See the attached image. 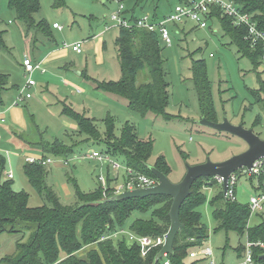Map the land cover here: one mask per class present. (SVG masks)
<instances>
[{
  "label": "rangeland",
  "instance_id": "1",
  "mask_svg": "<svg viewBox=\"0 0 264 264\" xmlns=\"http://www.w3.org/2000/svg\"><path fill=\"white\" fill-rule=\"evenodd\" d=\"M181 0H149L141 10H137L136 18L144 15L158 20L166 17L176 5H187ZM227 1V0H225ZM39 0V11L34 15L35 21H45L54 38V46L61 51L59 56L67 58L71 64L81 68L83 77L74 76L68 83L66 79L56 78L47 92L26 91L37 96L45 95L48 103L38 102L32 98V104H20L18 109L24 112V120L29 129L22 138L27 143L39 140L53 142L62 141L73 147L74 151L66 158L45 154L52 164L47 166L46 184L59 196L61 203L70 205L75 202L72 185L68 177L74 179L78 188L84 193H90L98 183L106 184L108 163L96 162L90 158L91 151L105 155L103 143L86 140L79 135L75 122L63 112V106H69L75 112L95 118L101 135L105 131L103 120L109 117L113 122V133L119 136L123 125L127 122L135 127L139 139H150L153 143L152 154L148 165H152L158 156H162L170 168L168 179L178 182L185 173L186 165L203 163L206 159L212 162H222L233 155L243 152L246 144L231 135L218 133L215 130L198 124L201 119L198 98L191 81L190 62L192 59L205 61L207 78L210 84L211 101L217 121L226 118L231 124H242L244 128L253 132L264 140V102L256 103L251 92L260 89V80L264 81V73L260 67H255L248 58L241 56L236 47L230 44L224 36L217 21L209 22L206 29L198 28L195 23L185 19L179 25L168 24L171 31V45L163 46L162 57L165 61L167 82L169 84V99L164 114L141 116L128 107L127 101L119 96L92 87L93 81H118L119 66L116 60L114 39L119 27L110 21V15L116 10L114 0ZM124 6L127 7L125 1ZM56 22L62 31L53 30L51 25ZM108 25L107 34L98 35L97 24ZM55 24V23H54ZM102 24V27H104ZM101 27V26H100ZM0 38L3 47L0 48V74L7 76L12 98L16 97V87H23L27 80L21 64L28 49L47 38L36 30L28 29L23 22L16 18L9 9L8 0H0ZM79 41V42H78ZM78 42L83 54L74 56L66 46ZM211 55V56H210ZM57 56V55H56ZM42 68V67H41ZM30 79L35 80L39 88L44 84L42 79L34 74ZM34 74V75H33ZM38 79V80H36ZM90 79V80H88ZM79 90V91H78ZM78 91V92H77ZM25 92V93H26ZM24 95V94H23ZM259 96L264 97L262 92ZM35 103V104H34ZM165 114L171 118H165ZM12 125L8 122L0 124V156L6 161L4 172H10L12 188L24 191L28 195V206L38 207L45 203L44 199L28 183L23 168L28 156L42 157V152L29 144H20L10 131ZM15 132L17 128L13 127ZM107 157L120 164L115 187H119L127 177L123 157L120 155ZM3 172V173H4ZM208 180V183H211ZM216 186H218L215 183ZM220 188V186H218ZM216 190V189H215ZM214 188L205 190L207 200L199 208L202 223L208 229V239L201 248L211 251L210 259L214 264H237L238 258L235 248L239 244L245 245V238L235 233L214 232L215 222L209 200L214 195ZM255 191L250 187L247 177L239 179L235 189V200L246 205ZM147 216L133 213L126 222L124 234L112 235L117 239L128 236V225L131 220ZM264 220V211L250 216L248 226L252 227ZM22 234L0 235V259L11 255L15 250L16 241ZM201 248L194 249V252ZM63 256V254H61ZM201 254L196 258H186L185 262L193 261L197 264H207Z\"/></svg>",
  "mask_w": 264,
  "mask_h": 264
},
{
  "label": "trees",
  "instance_id": "2",
  "mask_svg": "<svg viewBox=\"0 0 264 264\" xmlns=\"http://www.w3.org/2000/svg\"><path fill=\"white\" fill-rule=\"evenodd\" d=\"M127 8L125 16L129 21H136V12L141 10L149 0H124ZM238 5L242 12L252 15L261 29H264V0H229ZM182 3H188L181 0ZM62 4L57 0L56 5ZM8 7L26 28L51 38V30L45 21H35L34 15L39 11V0H8ZM158 20L154 14L152 17ZM164 18V17H163ZM210 22L217 21L223 35L237 52L259 67L260 53L253 52L245 42L244 29L232 25L231 19L223 15L218 7H211ZM3 47L0 38V48ZM116 58L119 65L118 81H93L95 89L124 98L130 110L141 116L164 114L169 99V84L165 61L162 57V43L157 32L131 27L119 28L115 39ZM194 54V53H193ZM190 62L191 81L198 98L201 115L207 120L218 122L215 116L210 84L207 78L205 61L192 59ZM7 76L0 74V94L6 90ZM260 89L251 92L256 103H263L264 81L259 82ZM62 112L70 117L76 125L79 135L86 140L105 145L104 153L111 156L120 155L127 168L133 172L155 178L148 168V159L152 154L153 143L150 139H139L135 127L125 123L119 136L113 133V122L106 117L103 135L97 128V121L85 114L75 112L64 105ZM165 118H171L165 114ZM227 135V134H226ZM228 136V135H227ZM24 140V139H23ZM24 143L39 149L42 157L51 154L66 158L74 149L62 141ZM6 161L0 156V235L22 234L15 243L11 255L0 259V264H154L159 248L151 249L141 256L139 245L122 235L117 239L112 235L125 228L133 213L139 216L128 225L129 233L138 237H158L169 228L168 211L172 199L165 195H151L145 198H131L120 202L100 201L113 195L111 187L113 178L106 179L105 188L98 183L90 193L82 192L74 179L68 177L72 185L75 202L70 205L61 203L57 193L46 184L47 167L37 163H26L23 172L30 186L43 197L45 203L38 207L28 206V195L24 191H15L10 179L3 175ZM168 177L170 168L162 156H158L151 165ZM211 178H200L192 185L189 196L180 207L179 219L183 227L179 229L173 242V253L166 259L169 264H197L185 262L189 254L203 247L208 239V229L202 223L199 208L206 202V187L214 188V195L209 200L214 232L235 233L250 242H264V220L255 226H248L250 212L247 204L226 200L221 187ZM243 244L235 248L238 260L241 259ZM254 262L264 264V249L252 248ZM63 254V256H61ZM161 259L157 264H162Z\"/></svg>",
  "mask_w": 264,
  "mask_h": 264
},
{
  "label": "built area",
  "instance_id": "3",
  "mask_svg": "<svg viewBox=\"0 0 264 264\" xmlns=\"http://www.w3.org/2000/svg\"><path fill=\"white\" fill-rule=\"evenodd\" d=\"M124 0H114L116 4V10L111 13L110 21L114 22L119 28H141L151 32H157L159 35L160 42L163 46L171 45V31L168 24L179 25L185 22V19L195 23V25L200 29H206L208 23L210 22V12L211 7H218L223 15L231 19L232 25L236 28L244 29V40L249 45V48L253 52H259V67L260 73H264V29L258 26V23L252 18V15L242 12L241 8L232 1L225 0H192L187 5H176L173 11H171L162 20H155L147 15H144L136 21L131 22L125 16V6ZM54 29L61 30L62 27L58 24H53ZM73 52L79 54L82 52L79 43L71 46ZM211 56V55H210ZM22 66L27 75V80L24 87L20 91V95L17 98L14 105L17 102L22 101L24 98H31L33 95L31 93H26L23 95L24 89L30 88L35 85L34 80L30 79L31 74L34 71L40 70L44 72V69L40 68L38 63H34L29 58L24 57L22 61ZM5 121L3 117V112L0 109V123ZM1 141V136H0ZM90 158L97 160L101 163H108L110 168L118 172L120 169V164L115 160L107 157V154H102L97 151H91L89 154ZM27 163L33 164L37 163L42 166H49L52 164L51 159L43 157H33L28 156L25 158ZM127 177L122 185L119 187H114V194H118L124 191H132L134 189L150 188L157 185V179L148 177L142 174L133 172L130 168L125 167ZM4 177L6 179H11L12 175L10 172H4ZM247 177L250 180V187L255 191L248 200L247 206L250 212V216L258 215L264 211V157L255 160L251 167L248 169L243 167L234 173L230 174L227 179L226 192L223 195L224 199L230 201L235 200V189L240 178ZM212 182L216 183L222 189V179L219 177H213L210 179ZM101 185L105 188L104 182ZM208 189V187H206ZM124 234L123 230L118 231L115 235ZM165 234L158 237L143 236L138 237L133 234L128 235L130 241H134L139 245L141 256H145L153 248H161L164 243ZM252 248L264 249V242H250L246 240L244 251L241 259L237 264H256L253 258ZM201 254L206 260L207 264H214L210 259L211 251L208 248H201L197 252H191L189 254L190 258H196L197 254ZM164 256V261L162 264H169V261Z\"/></svg>",
  "mask_w": 264,
  "mask_h": 264
},
{
  "label": "water",
  "instance_id": "4",
  "mask_svg": "<svg viewBox=\"0 0 264 264\" xmlns=\"http://www.w3.org/2000/svg\"><path fill=\"white\" fill-rule=\"evenodd\" d=\"M199 125L215 130L218 133L231 135L243 141L247 148L222 162H212L206 159L203 163L186 165L185 173L178 182H171L166 175L149 165L148 168L157 179V185L150 188L134 189L114 194L102 201L120 202L131 198H145L151 195L169 196L172 201L168 211L170 220L169 228L165 233L164 243L154 258L157 264L164 256L173 253V242L177 232L183 227L179 219V211L184 200L189 196L192 185L200 178L219 177L222 179V192H226L227 179L230 174L246 167L250 168L258 158L264 157V140L257 136L252 129L244 128L242 124H231L226 118L220 122L207 120L204 116L198 122Z\"/></svg>",
  "mask_w": 264,
  "mask_h": 264
},
{
  "label": "crops",
  "instance_id": "5",
  "mask_svg": "<svg viewBox=\"0 0 264 264\" xmlns=\"http://www.w3.org/2000/svg\"><path fill=\"white\" fill-rule=\"evenodd\" d=\"M54 23H56V22H54ZM53 24L51 25V28L53 30L62 31V29L61 30L54 29ZM102 24L104 26V23H101V25L97 24L96 29L100 28L98 35H101L104 37L107 34L108 25H105L104 27H102ZM118 32L119 31H117V35H118ZM115 39H114V48H115ZM54 42L55 41H54L53 37L47 38L45 41L42 40V42H40L39 44H35V46H33L32 48H29L28 49L29 53L24 55V57L29 58L34 63H38L40 65V68L42 67V69H44V72L37 70L34 73L38 77V79L39 78L42 79L41 81L44 85L41 88H39L38 84L34 80L35 85L30 87V88L24 89V92H23L24 95L27 93L26 91H29V89H31L33 91H37L39 93L40 92L41 93L47 92L48 88H50V86H52V82L54 81V79L59 78V77L61 79H66V81L68 83H71L70 81H72V79L69 77V75H68L69 73H73V75L77 76V77H83V71H81V68L76 67L75 64H71L69 62V60H67V58H64L63 56H59L61 51L58 50L54 46ZM77 43L72 42V43L68 44L66 47L71 49V46L74 44H77ZM115 51H116V48H115ZM71 52L73 53L74 56H81L83 54V52L77 54V53L73 52L72 49H71ZM116 60H117V58H116ZM117 63H118V61H117ZM21 67L23 69L22 64H21ZM23 71H24V69H23ZM38 79H36V80H38ZM88 80H90V79H88ZM93 80L91 79L90 82L92 83V87H94V89H95V84H94ZM23 87H20V88L16 87V89H15V92L17 93L16 97L12 98L10 96V91H11V89H13V87L9 86V82L7 80L6 90L0 94V109L3 112V117L5 119V121L3 123H0V124L3 125L6 122L10 123L12 125L10 127V131L13 133L14 138L18 142H20V144H22V145H24V140H23L22 136L23 135L26 136V133H28L29 129H28L27 124L24 120V112L22 109H18V107L20 106V104H23V106L25 105L27 107V105H29V102H30V104H32L31 99L34 98V96H35V98H37L38 102L43 103L44 101H42V99H45V102L48 103V98L45 95L37 96L38 95L37 93H36V95H35V93L34 94L31 93L33 95L31 98H29V99L24 98L22 101H19V102H17L16 105H14V103L16 102L17 98L19 97L20 91ZM28 93H30V92H28ZM90 118H92V117H90ZM93 119H95V118H93ZM13 127L17 128L18 132H15L16 130H14ZM95 161L98 162L97 160H95ZM108 170H109V172L107 171V177L110 176V178L111 177L113 178V180L111 182V187L114 188L116 181H117L118 172L113 171L109 167H108ZM96 187L93 189V191L96 189Z\"/></svg>",
  "mask_w": 264,
  "mask_h": 264
}]
</instances>
